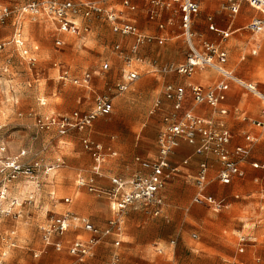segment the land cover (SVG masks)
I'll return each mask as SVG.
<instances>
[{"label":"rangeland","instance_id":"374dc122","mask_svg":"<svg viewBox=\"0 0 264 264\" xmlns=\"http://www.w3.org/2000/svg\"><path fill=\"white\" fill-rule=\"evenodd\" d=\"M221 1L212 9L202 7L200 18L205 21L208 15H214L219 27L226 29L230 17L234 16L227 9L229 0ZM4 2L20 6L25 0ZM137 2L143 10L145 2ZM242 5L237 17L241 19L239 27L255 17L264 18L261 12L250 9L245 3ZM117 10L121 8L117 7ZM141 12L138 17L144 22L145 14L141 15ZM78 18V22L84 24V30L88 27L89 32L83 31L80 37L69 38L63 47L56 46V34L48 22L27 23L24 39L31 57L36 60L34 66L22 58L12 44L7 43L6 51L0 55L2 66L6 60L11 64L10 73L0 77V142L7 146L9 154L28 149L31 160L41 161L44 167L61 166L53 177L40 174L39 181L34 184L21 178L14 183L15 186L11 185L9 201L0 206V260L3 264H75L67 249L57 252L45 242L44 230L55 219L67 215L89 220L103 230L114 217L106 198L77 188L79 177L92 174L93 161L83 149V135L73 132L63 138L46 132L35 139V115L91 110L97 96L109 97L114 102L113 114L100 118L90 132L96 141L116 145L118 157L108 161L104 177L98 182L101 188H110L112 178L127 180L140 170L134 163L136 157L153 158L157 153L164 116L161 111L154 116L150 112L157 100L164 101V77L148 74L146 61L152 58L161 61L163 55L160 51H165L168 46L175 50L165 52L168 62L180 64L188 53L185 39L180 37L164 45L157 44L154 52L152 46L141 48L138 51L142 54L135 58L129 46L122 47V52L116 51V44L123 39L115 36L112 26L105 20H86L82 15ZM12 34L11 24L0 27V40L11 41ZM253 36L242 31L223 42L221 50L228 54L226 67L231 72L258 83L264 90V48L257 56L251 54ZM214 42L220 44L221 38L215 35ZM243 57H246L244 61ZM127 58L140 69L142 78L121 93L117 85L123 79L122 68L125 63L127 65ZM139 58L143 62H137ZM105 64L111 69L100 75ZM62 66L70 67L73 77L91 72L94 75L91 90L71 85L65 87L58 81L59 71L55 70ZM180 79L184 83L187 78ZM41 102L47 106H42ZM164 105L171 104L164 102ZM60 158L63 163H56ZM196 193L191 179L177 178L163 192L166 201L160 216L133 208L127 210L119 248L123 264H264V205H244L250 200L239 191V201L229 195L230 201L237 202L231 210L215 214L193 203ZM67 198L73 202L66 204ZM13 203L16 205L11 208ZM8 211L11 213L7 214ZM79 226L80 229L66 234L64 239L74 240L79 235L82 241L89 240L91 234L83 230L81 223ZM242 236L249 237L251 242L257 238L258 243L256 246L250 243L244 248L245 252L240 253ZM113 238H104L84 264H110L116 250Z\"/></svg>","mask_w":264,"mask_h":264},{"label":"built area","instance_id":"2783aa9c","mask_svg":"<svg viewBox=\"0 0 264 264\" xmlns=\"http://www.w3.org/2000/svg\"><path fill=\"white\" fill-rule=\"evenodd\" d=\"M115 0H25L20 6H8L0 0V27L12 25L13 36L11 42L21 53L30 65L34 66L36 60L31 57L27 42L23 36L24 23L27 19L38 20L45 18L56 25L58 31L62 34L80 36L84 30L83 26L76 23V19L82 15L84 19L93 18L105 20L112 26L113 33L121 38L134 37L136 44L134 52H138L140 47L152 43L154 40L143 36L139 29L128 19L123 12H117L109 6L110 2ZM243 3L249 4L251 8L261 12L264 17V0H230L228 10L231 15L237 16L240 13ZM150 11L149 20L157 21L163 12L170 11L175 16L181 18V27L184 31L185 40L188 46V55L185 64L170 65L158 67L154 64V73L161 75L177 74L189 76L197 69H211L223 77V81L215 87L203 88L198 85L188 84L187 86L168 85L164 90V98L172 103V111L163 118V128L158 137V156L155 162H147L142 158H136L139 164L147 174L136 175L133 179L125 180L122 178H112L110 188H101L97 184V177L101 176V167L108 160V156L115 157L116 153L107 155L104 147L92 141L89 138L83 140L85 150L91 155L94 161L93 176L86 180L79 178L77 187L85 189L89 193L98 194L106 198L111 206L114 217L109 221L104 230L96 228L90 222L71 218L69 215L61 216L55 219L52 224L46 228L44 240L47 244L53 243V238L62 239L69 232L72 223L82 224L83 229L91 234L87 241L75 240L69 244V254L75 259V264H84L86 259L92 254L95 247L100 242L111 236L119 238L124 229V213L129 209L142 210L151 213L154 216H160L165 207L163 192L168 182L181 173L180 167H174L171 158L182 142L187 143L195 149V155L201 159L199 171L195 179L197 193L193 203L200 207L221 212L224 204L217 201L211 195H208L209 182V159L215 158L220 163V170L217 175V181L223 186H230L235 179L244 177L243 166L248 162L252 154V146L257 143V139L252 136H246L247 145L245 147H236L231 149L233 136L225 128L224 124H215L197 116L193 111H188L180 115L188 93L192 94L193 100L197 106L206 105L214 110L215 116L225 118L229 111L225 108L227 94L230 89L228 82H234L245 88L248 92L260 98L263 103L261 118L252 121L251 124L256 128H264V94L258 91L256 86L245 85L234 78L229 71L225 69L227 62V53L221 50L219 45L202 42L201 49L194 42L192 33L193 18L200 14V6L194 0H149ZM124 7L132 12L137 10L129 0L124 1ZM211 23L210 30L217 33L223 41L227 40L232 32H224L216 28L213 18H209ZM165 26L161 25L160 29ZM247 30L254 36L264 34V18L253 20ZM57 46H62L61 41L56 42ZM7 43H0V55L7 49ZM116 51L122 52V46L116 45ZM260 47L257 46L254 54H257ZM137 62H143L142 58ZM130 59L127 60L128 72L124 74L123 83L117 86L121 93L128 90L129 86L140 80L137 71L131 70ZM10 60H6L0 68V76L10 73ZM110 69L108 64L101 67L100 73L107 72ZM93 74L86 72L80 78L72 79L68 73L61 76L63 82H71L74 86L89 87L91 85ZM113 101L107 96H98L93 110L89 113L79 111L67 115H51L39 117L36 121V128L39 132H57L59 136H66L74 131H85L94 126L102 117H107L113 113ZM164 103L158 100L154 105V113L162 111ZM3 150L0 148V206L9 201L10 187L21 178L33 181L38 170L42 168V162L31 160L27 151H22L15 156L2 157ZM189 160L183 162V166L189 165ZM60 164L45 168V174L49 176L60 169ZM254 168H260L257 163ZM66 204L71 200L66 199ZM16 203L11 204L13 208ZM8 211L7 214H10ZM245 242V239H242ZM122 242L116 240L114 246L116 251L112 255L110 264H123L119 248ZM57 252L64 250V243L58 241L54 243ZM0 264L3 261L0 260Z\"/></svg>","mask_w":264,"mask_h":264},{"label":"crops","instance_id":"0c3cea01","mask_svg":"<svg viewBox=\"0 0 264 264\" xmlns=\"http://www.w3.org/2000/svg\"><path fill=\"white\" fill-rule=\"evenodd\" d=\"M124 1L125 0H115L114 2L113 1L110 2L109 6L111 8H113V9H115L117 12H123L125 17H126V19L131 21L139 29L140 33L143 36L148 37V38H152L154 40L152 43L146 44V45L140 47V49L141 48L144 49L145 47L148 49V48H151L150 46H152L154 48V49L152 48V52H154L155 49H156L155 46L157 44L158 45H164L165 42H168L169 40H171L173 38L176 39V38L184 37V39H185L184 31H183V29L181 27V18L179 16H175L170 11H165V12L162 13L161 17L157 21L151 22L149 20V11H150L149 0H129L131 2V4L136 6V8H137V10L135 12H132V11L126 9L124 7ZM137 1L145 2V8L143 10L140 9V6H139ZM194 1L196 3H198L199 6H200V14L193 18L192 33L194 35V42H195L196 46L198 48H200V49H201V43L202 42H210V43L219 45L221 47L223 42L228 41L232 36H234V35H236L238 33H241L242 31H247V33L251 34L247 30V26L255 19H262V18L255 17L252 20H250L245 26L239 27L238 23H239V21L241 19H239L237 17H238V15L241 14V10L243 9L241 7L240 13L237 16H234L233 18L230 17V21H229L228 27L226 29H222V28L219 27L218 21L216 20V17L214 15H211V14L208 15L206 17L205 21H204L203 18H200V15L202 14V9H203L202 7L210 6V8L212 9L214 6H219L222 1L221 0H194ZM3 2H4V0H3ZM229 2H230V0H229ZM4 3L7 4L8 6H13V5L9 4L8 2H4ZM245 4L249 6V4H247V3H245ZM117 7H120L121 10H117ZM249 8L252 9L251 6H249ZM246 9L247 8H245V10ZM252 10H254V9H252ZM140 12H141V15L145 14L144 22H142V19H140V17H138ZM248 13H249V11H248ZM209 18H213V23L215 24V26H216V28L218 30L224 31V32L230 30L232 32L231 36L225 41H223L221 39V43L220 44L217 43V42H214L215 41V35H217L218 37H220V36L217 33L212 32L210 30L211 23L209 22ZM78 20H79V18L76 19V23H78L80 26H83L84 24L81 25V23L78 22ZM43 22H48L53 27L54 32L56 34L55 43L57 41H61L63 43V45L60 46V47L65 46L66 42H67V40L69 38H78V37H80L82 35V33H81L80 36L62 34V33H60L58 31V29H57L55 24H53L52 22L48 21L45 18H41V19H38V20L27 19L25 21V23H24L23 36H25V30H26L27 23H43ZM161 25H164L165 28L164 29H160ZM206 26H207V28H206ZM85 28L86 29L83 30V31L89 32V28L88 27H85ZM177 31H179L180 33L177 32ZM115 36H117V35H115ZM197 36H200L199 40L197 39ZM117 37H119V36H117ZM253 37H254V40H253V43H252L253 49L251 51V54L253 56H257L259 54V52L257 54H254V51H255V48L257 46L260 47V51L264 48V34L260 35V36H253ZM122 39L123 40H121V42H118L116 45L120 44L123 47V49H124V47L126 48V46H129L132 56L135 57V58H138V56L140 57V55L142 54L141 51L140 52L138 51L137 53L134 52V46L136 44L135 38L134 37H129V38H122ZM10 42L11 41H9V40H5V41L4 40H0V43H8L9 44ZM185 42H186V40H185ZM56 46H57V44H56ZM57 47H59V46H57ZM36 49H38V48H36ZM172 50H173V47L172 46H168L165 49V51L164 50L160 51V54L163 55V59L161 61L159 60V58H157V59L152 58L151 60L146 61V62H148L147 66L149 67L148 74H152L154 76H162V77H164V81H163L164 90H165L166 86H168V85L187 86L188 84L198 85V86H201L203 88H211V87L217 86L219 83H221L224 80L223 77L220 74H218L217 72H215V71H213L211 69H197L194 74L189 75V76H182V75H177V74L161 75V74L154 73L153 72L154 64H156V66H158V67L170 66V65H178V66H180V65L185 64L188 53L186 55L185 60L182 63H180V64L168 62L169 59L167 60V55L166 54L171 52ZM147 52H148V50H147ZM165 52H167V53H165ZM172 52H175V50H173ZM128 59L129 58H127V60ZM245 59H246V57H243L242 61H244ZM227 63H228V59H227V62L225 64V69L227 71H229L230 74L234 78H236L240 82L244 83L245 85L256 86L258 91L261 92L262 94H264V90L259 87L258 83H254V82L245 80V79L235 75L233 72H231L226 67ZM1 67H2V63L0 64V68ZM110 69H111V67H110ZM130 69L137 71L139 73V75H140V79L142 78L140 69L138 67L135 68L133 63H131V68ZM55 70L59 71V80L58 81L59 82L61 81L62 84L65 87L68 86V85L74 86L71 82H63L61 80V76H63L65 73H68L69 76L72 79H74V78H80L86 72H89V71H85L81 76L73 77L72 76V69L70 67H68V66H66V67L62 66L61 68L58 67ZM128 71H129V68L127 67V65L125 63V66L122 68V77H123V79H122L121 82H119V84L123 83L124 74H125V72H128ZM199 71H201V72L205 71V73L199 74L198 73ZM107 73H108V71L100 73V75L101 74H107ZM180 78H187V79H186V81L184 83H182V80ZM228 84L230 86V89L228 91L227 101L225 103V108L229 111V115L227 117L221 118V117L215 116L214 110L211 107H208L206 105L197 106L195 104V102L193 100V97H192V94L190 92L188 93L186 102H185L182 110L179 113L180 115H183L186 112L192 110L195 115L200 116V117H202L203 119H205L207 121H212L215 124H222L223 123L225 128H227L231 132V134L233 136V140H232V144H231V149L232 150L234 148H236V147H245L247 145L245 137L248 136V135L252 136L253 138H256L258 140L257 143L252 146L251 157L249 158L248 162L242 168L243 172L245 174L244 177L241 178V179H235L233 184L230 185V186H223L217 181V175H218V172L220 170L219 161L217 159H215V158H210L208 160L209 161V166H210V171H209L210 186H209V189H208L207 193H208V195H211V196L215 197L218 202L224 204V209L221 212H216V211L210 210V211H212L215 214H221V213H223L225 211L231 210L232 207L234 206V204L236 205L237 202L230 201L229 200V195L232 196V198L235 201H239L241 199V194H239V191H241L243 195H246V198H248L250 200L249 202L244 203V205H247V206H249L250 204L251 205L252 204L264 205V128L263 129L256 128V127H254L251 124L252 121L260 120L261 111H262V108H263V103L260 100V98H258L257 96L253 95L252 93L248 92L245 88L241 87L237 83L228 82ZM74 87H78V86H74ZM92 87H93V79H92L91 85L89 87H79V88H83V89H86V90L90 91ZM163 96H164V92H163ZM96 98L94 100V106H95ZM164 102L165 103H169V102H167L165 100V98H164L163 103ZM79 103H81V99L79 100ZM16 104H19V101H17ZM169 104H171V105H168L167 107H166V105H164V107H166V109H165L166 113H164V111L162 110L161 112H162L163 116H165L166 114H168L169 112L172 111V103H169ZM41 105L42 106H45V105L47 106V104L43 103V102H41ZM94 106H93V108H94ZM93 108L91 110H76V111H79L81 113H89V112H91L93 110ZM113 108H114V102H113ZM114 109H113V112H114ZM76 111H74V112H76ZM157 113L158 112L154 113V106H153V108H152V110L150 112V115L154 116ZM67 114H71V113H66V114H55V113H53L51 115L59 116V115H67ZM20 116H22V115H20ZM39 116L40 117H46L45 115H39ZM35 117L39 118L38 115H35ZM35 122H36V118H35ZM34 128H35V131H34L35 139L38 138L41 134H45L46 133V132H39L37 130V128H36V124H34ZM92 128L87 129V130L82 131V132L74 131L76 133H79V134L83 135V137L81 139L82 146H83V140L86 139V138H89L92 141L101 144L104 147V151H105V153L107 155H110L111 153H116L117 154V156H115V157L108 156V160L101 167V176L96 178L97 179V184H99L98 183L99 180L104 177L105 166L107 165L108 161L115 160L118 157V152L116 150V147H115L116 145H115L114 142H112L111 144L106 145L104 143L96 141L92 137L91 132H90V130ZM162 128H163V126H162ZM50 133H54V134L59 136V134L57 132H55V131L47 132L46 134H50ZM72 133L73 132L69 133L66 136H59V137L66 138V137H69L70 134H72ZM0 148L3 150L2 157L15 156V155L19 154L22 151H27L30 154L28 149L21 150V151H19L16 154H9L8 153V148L3 142H0ZM83 149H84V151L86 153H88L85 150L84 146H83ZM157 156H158V144H157V153H156V155L153 158H147V159L144 158V157H136V158H142L143 160L152 163V162H155L157 160ZM90 157H91V155H90ZM136 158L134 159V163H135V165H137L140 168V170L137 173H135L132 177H130V179H133L136 175H139V174H147V172L145 170H143V168L139 164L136 163V161H135ZM91 159H92V157H91ZM185 160H189L190 163H189L188 166H183L182 165ZM92 161H93V159H92ZM171 162H172V165L174 167H180L181 173L176 175V176H173V178L168 182V184L171 183L172 181H174L177 178H185L186 177L187 179H191L193 181L194 188L196 189L195 179H196L198 171H199V164L201 162V159L195 155V149L193 147L189 146L187 143L182 142L181 146L176 150L175 154L171 158ZM56 163H63V158L58 159L56 161ZM255 163L259 164L261 167L260 168H254L253 164H255ZM45 168L46 167H44L42 165V168L37 171L36 177H35V179L33 181L26 180V179L25 180L29 181V182H33L32 184L38 182L39 181V175L40 174H45ZM93 168H94V161L92 163V171H93ZM57 172L58 171L53 172L52 174L49 175V177L55 176L57 174ZM92 176H93V172L90 175V177H86V178L85 177H79V178H84L86 180H89ZM114 178H117V177H114ZM130 179H127V180H130ZM14 186H15V184H14ZM36 186H37V188H39L38 185H36ZM11 190H10V192H11ZM78 190H85V189H79L78 188ZM196 192H197V189H196ZM217 195H223V196L218 197ZM254 196H258L257 197L258 199L255 198V199L251 200L252 198H254ZM67 199H70L71 203L73 202V199H71V198H67ZM83 220L87 221V222H90L89 220H85V219H83ZM79 225L80 224L72 223L71 224V228H70L68 233H70V232L74 233L75 230L80 229L81 226H79ZM96 228H98V227H96ZM245 228L246 227L244 226V229ZM255 228H256V226L253 229H255ZM112 237H114L113 238L114 240L112 241L113 242L112 244H113L114 249H116L115 246H114V242L116 240H120V237L119 238H117L116 236H112ZM90 238H91V235H90ZM243 238L245 239V242H242ZM248 239H249V237H247V236L246 237H243V236L240 237V243L241 244H239V249H238L240 253H244L245 252L244 248L247 247L250 243L254 244V246H256L255 244L258 243V239L257 238L253 240L254 242H251L250 239L249 240ZM75 240H81L79 235H76L74 240L64 239V238L59 239L57 237H54L53 241H52L53 243L48 244V245L55 249L54 243H56L58 241H62L64 243V250L67 249V252L69 254V251H68L69 244L72 243ZM245 243L247 245H245V246L242 245V244H245ZM240 246H244V247H242V250L240 249ZM119 252H120V250H119ZM120 254H121V252H120ZM36 257H38V255H36ZM258 261L260 262L261 259L259 258Z\"/></svg>","mask_w":264,"mask_h":264}]
</instances>
